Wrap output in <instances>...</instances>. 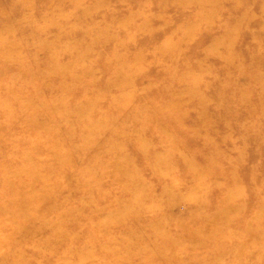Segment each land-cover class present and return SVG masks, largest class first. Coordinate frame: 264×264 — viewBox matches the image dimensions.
Returning <instances> with one entry per match:
<instances>
[{
  "label": "rangeland",
  "instance_id": "obj_1",
  "mask_svg": "<svg viewBox=\"0 0 264 264\" xmlns=\"http://www.w3.org/2000/svg\"><path fill=\"white\" fill-rule=\"evenodd\" d=\"M75 1L74 10L68 0H0V260L62 264L66 250L90 240L93 258L84 264H119L108 248L116 242L120 264H264V0ZM53 59L78 78L50 73ZM121 66L132 75L123 89L112 87ZM112 97L123 101L119 110ZM39 103L56 109V121L33 124L43 118L34 113ZM62 118L76 128L67 127L74 138L64 146L75 168L61 173L80 175L96 211L70 222L80 238L45 260L34 251L43 238L20 240L7 215L27 193L30 157L44 184L68 193L45 153L66 133ZM117 129L124 138L112 137ZM90 146L92 162L82 163ZM160 195L172 203L154 212ZM228 195L237 208L231 224L213 222L218 232L204 240L178 237L177 224L199 226L188 218L193 197L209 215ZM138 196L153 204L134 217L127 200ZM11 253L25 260L13 262Z\"/></svg>",
  "mask_w": 264,
  "mask_h": 264
},
{
  "label": "bare ground",
  "instance_id": "obj_2",
  "mask_svg": "<svg viewBox=\"0 0 264 264\" xmlns=\"http://www.w3.org/2000/svg\"><path fill=\"white\" fill-rule=\"evenodd\" d=\"M68 1L73 5L72 8L75 10L77 7V4H75L76 1L75 0H68ZM53 10H55V8H53ZM74 10H71L70 12H66V13L61 11V12H59V17L60 18L61 17L66 18L69 15H72V12H74ZM43 18L44 17L42 16L41 20H43ZM44 20H46V18H44ZM30 25H32V24H30ZM42 45L47 46V44H42ZM55 46H56V44H53V47H55ZM62 49L66 50L67 48L64 47ZM64 50H62V51H64ZM53 57L55 58L56 56H53ZM71 57H72L71 63L73 65L76 66L79 63L82 65V59H80L79 56L73 55ZM56 61H57V59H56ZM56 61H55V59H53V62H51L52 64H54L55 68H54V70L52 69V72H50V73H56V74L60 75V77L62 76L64 78V76L67 75L66 73L69 72L68 73V74H70L68 76L69 78L70 77L72 79L78 78V76H79V75H77L78 73H75L73 70L70 73V71L68 69L69 66H67V67L60 66L59 67L56 64ZM70 66H71V64H70ZM131 76H132L131 72L128 71V68L121 66L120 71H118V75H117V77L120 80V83L113 84L112 87L123 89L124 88L123 86L131 81ZM263 88H264V86H263ZM263 88H261L260 90L263 91ZM104 92L110 93L111 91L108 87L104 90ZM89 104L94 105L92 103H89ZM122 104H123V101H121L120 98L112 97V105H113V107L117 108V110H119V108L122 107ZM55 112H56V109H54V107L44 106V105H41L39 103L37 106L34 107V113L36 115L39 114V115L43 116V118L39 121H35L33 124L34 125L38 124L37 125L38 127H45L48 120L51 123L56 121L52 117ZM77 113H78V115L79 114L81 115V110H79V111L77 110L76 114ZM61 114H63V113H61ZM59 123H61L60 126H65V129H66L65 135H59L57 141L55 140L51 144H48L47 147L45 148V153L50 158V161L52 164L53 171L50 172L52 174H55L56 171L61 173L62 169H65L66 166H70L73 169L75 168L73 163H72V158L70 157V155L66 151V147H64L65 144H67V142L71 143L70 148L72 147V144H73L72 140H73L74 136H73V134L69 133L70 130L67 128V127H72V125H70L69 122L65 121V118H62V121H59ZM114 125H117V124H114ZM73 127L76 128V124L73 125ZM86 127L88 129L87 131L90 132L91 124H89ZM80 128H84V125L80 126ZM84 129H86V128H84ZM121 132L122 131L119 129L113 131V134H115V135L112 137L124 138V135L121 134ZM77 136H78L79 140L81 139L80 137H82V135H80V133H77ZM87 141H90L88 143H91V142H93V139L88 138ZM104 142H106V141H104ZM104 142H102V143H104ZM88 150L90 151L89 155L88 154H81V152H80V157L82 156V158H83L82 163L87 164L88 162L89 163L92 162V153H93L92 147L90 146ZM36 151H37L36 147L32 148V152H36ZM37 154H35V155H37ZM116 169L118 170V167ZM190 169L192 170V173L193 172L196 173V171L192 165H190ZM42 170H43V168H40L38 165L34 164L31 161V157H30V177H29L30 179L28 178L29 182H26L27 193L25 196H21L20 198L17 199V201H18L17 202V204H18L17 210L14 213H11V214L8 213L7 220L14 224L15 233L17 234V237L20 240H22V239L38 240V238H43V243H44L43 246L35 247L34 251L36 253L40 254V256L42 257L41 259L47 260L49 258H52L51 256L55 257L58 255V253H55L56 252L55 246L57 248V246L66 245L68 243H75V242H77L78 238H80L78 232H76L75 229H71V230L69 229L70 222H73L75 224V221H78L79 217H81V216L83 217L82 214H85V213L89 214V215H86L88 217H87V219L86 218L85 219L87 221L88 220L90 221L91 215H92V213H94L96 211V209H93L92 202L90 200L91 192H90L89 185L86 182L84 184V182L82 183V181L79 182V180H77L78 177L80 178V175H78V177L74 179L73 178L74 176H71L70 173H65V174L61 173L62 185L67 186V189H69V190L67 191L68 192L67 194H65V192H63V194L57 195L54 191V188L51 185L44 184V179H42V177H41ZM123 174L127 175L128 173H123ZM198 174L199 173H196V175H198ZM203 174H204V172H202V174H199V175L203 176ZM126 175H125L126 183L124 185V188L129 189L130 186L132 187L133 183L128 182L130 180L127 179ZM205 176L206 175L204 174V177ZM87 177H89L90 180L93 177V172L91 169L88 172ZM47 178H48V176H47ZM37 188H39V189H37ZM80 192H83L84 196H86V197L77 199V209L65 208L66 202L69 200H73V198H75L77 196V194ZM162 192H164L163 189H162ZM148 197L149 196H146V197L145 196H138V197H134L133 199L127 200L128 203H131V208L128 206H125V207L122 206V202H119V204L116 203V205L122 206L120 208L124 207L122 210L120 209L121 210L120 213L121 212L124 213V210L127 209V207H128V209H127L128 212L130 210H132L131 211L132 215H134V217H135V215H138L139 213L142 212L143 209H145L146 204L149 203L151 205L152 198L149 197V199H148ZM200 198L199 197L198 198L193 197L191 202H193V203L195 202L194 204H196V208L188 216V218L191 219L190 222L192 224H198L199 223L197 230H190L187 228V226L177 222V223H179V224H177V227L180 229V232H181V234L178 237H180V236L183 237V240H185V241H189V240L191 241L193 239L195 241H199L200 238L202 240H204L205 238L210 237V235L213 236L214 234H216L218 232L217 231L218 227H215L213 222H215V221L217 222V221L222 220L224 218V219L229 221V224H231L230 217L233 213L236 212L235 210L237 208L234 207L232 204L231 195H228V197L225 198L224 200L218 201V205L216 206L217 210L214 211L213 213L209 214V215L205 214L207 211L206 206ZM171 203H172V200L170 198L168 199L166 197H161V195H160L157 197V203L156 204L152 203L153 205L151 206V208H153L154 212L155 211H161V210H164L166 208V206L171 204ZM54 211H56V212H54ZM79 212H81V214H79ZM237 212L240 213V211H237ZM48 213H50V214H48ZM120 213H119V215H124V214H120ZM48 215H50L52 217H49V218L45 217ZM155 223H157V222H155ZM76 226H78V225H76ZM47 231H49V235L45 236V232H47ZM252 231H253V228L250 231V233ZM156 236L157 235H155V237ZM134 239H135L134 237H130L129 242L132 243V241H134ZM148 239L149 238H147L146 240L148 241ZM146 240H145V242H146ZM253 241H254V238L252 239V242ZM89 244H87V245L83 244V246L77 247L76 249L71 248V249L66 250V253L62 255L65 263H62V264H75L74 263L75 261H78L79 264H84V262L93 258L94 247L91 244L90 240H89ZM192 244H194V243H191V245ZM197 244L200 245L199 242H197ZM120 246H121V244L119 242H116V244H111L110 247H108V248L114 249L117 260L122 255V253L120 251ZM163 246L166 247L167 244H164ZM191 250H194V249L189 248V251H191ZM154 253H157V252L154 251ZM18 255L22 257L21 258L18 256V259L21 258V259H23V261L25 260L22 255H20V254H18ZM9 257L11 258V260L13 262L18 261L17 256L14 253H11L9 255ZM175 258H177V257H173L172 259L175 260ZM6 260H9V258L7 257ZM117 260H115V261L120 264L121 261L120 260L117 261ZM25 262L26 261H24V263H21V264H27ZM38 262L41 264V261L38 260ZM0 264H5L4 260H0Z\"/></svg>",
  "mask_w": 264,
  "mask_h": 264
}]
</instances>
